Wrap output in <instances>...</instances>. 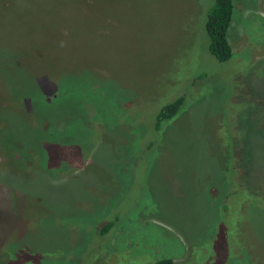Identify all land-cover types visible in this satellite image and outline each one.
Segmentation results:
<instances>
[{
  "label": "rangeland",
  "instance_id": "rangeland-1",
  "mask_svg": "<svg viewBox=\"0 0 264 264\" xmlns=\"http://www.w3.org/2000/svg\"><path fill=\"white\" fill-rule=\"evenodd\" d=\"M214 2L0 0V264H264V0L224 62Z\"/></svg>",
  "mask_w": 264,
  "mask_h": 264
},
{
  "label": "trees",
  "instance_id": "trees-1",
  "mask_svg": "<svg viewBox=\"0 0 264 264\" xmlns=\"http://www.w3.org/2000/svg\"><path fill=\"white\" fill-rule=\"evenodd\" d=\"M234 7V0H215L206 17L205 30L209 39L208 49L219 62L229 60L233 54L232 46L228 40V29L232 21ZM77 85L78 89L83 90V82ZM56 96L57 95L47 97V99L52 100L56 98ZM24 97L23 100L26 102L33 100V98V101L36 99L35 97ZM184 97V94H180V96H177L172 101L167 103L164 102L159 105L154 115L155 129L159 130L163 123L168 122L176 116L185 102ZM152 264H174V262L171 258H161Z\"/></svg>",
  "mask_w": 264,
  "mask_h": 264
}]
</instances>
